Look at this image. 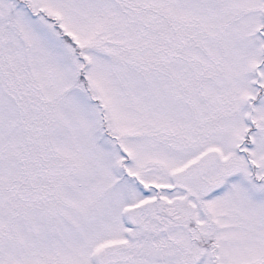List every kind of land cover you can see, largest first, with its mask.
Returning a JSON list of instances; mask_svg holds the SVG:
<instances>
[{
  "label": "snow or ice",
  "instance_id": "obj_1",
  "mask_svg": "<svg viewBox=\"0 0 264 264\" xmlns=\"http://www.w3.org/2000/svg\"><path fill=\"white\" fill-rule=\"evenodd\" d=\"M0 264H264V0H0Z\"/></svg>",
  "mask_w": 264,
  "mask_h": 264
}]
</instances>
